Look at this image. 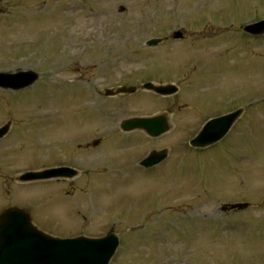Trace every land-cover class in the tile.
I'll use <instances>...</instances> for the list:
<instances>
[{
	"label": "rangeland",
	"instance_id": "obj_1",
	"mask_svg": "<svg viewBox=\"0 0 264 264\" xmlns=\"http://www.w3.org/2000/svg\"><path fill=\"white\" fill-rule=\"evenodd\" d=\"M263 16L264 0H0V70L40 73L31 87L0 90V125L4 116L14 124L0 141V210L28 201L24 189L30 207H39L37 224L51 234L98 236L113 229L121 246L109 264H264V35L251 39L241 30ZM177 30L184 39L170 38ZM152 37L166 40L144 47ZM156 78L178 80L179 91L160 99L104 94L117 83ZM243 93L251 104L235 101L249 110L240 120L245 125L235 123L210 150H184L176 168V160L151 170L136 167V149L152 143L139 131L111 138L108 129L112 141L101 136L108 150L109 141H124L107 151L120 168L111 170L110 163L103 170L101 162H91L105 156L104 147H90L89 156L77 152L99 118L96 108L105 123L93 127V137L120 115L167 109L176 126L161 146H170L169 158L176 159L175 139L196 131L184 123L193 119L180 112H205ZM74 135L78 140L70 142ZM70 159L75 164L69 166L89 172L32 186L2 181ZM29 162L32 167L24 164ZM35 188L39 192L30 194ZM54 189L55 196H43ZM225 201L248 207L222 213ZM131 226L139 228L128 231Z\"/></svg>",
	"mask_w": 264,
	"mask_h": 264
},
{
	"label": "water",
	"instance_id": "obj_2",
	"mask_svg": "<svg viewBox=\"0 0 264 264\" xmlns=\"http://www.w3.org/2000/svg\"><path fill=\"white\" fill-rule=\"evenodd\" d=\"M249 30L255 33L262 32V30ZM36 78L37 75L31 71L17 74L0 73V86L13 89L21 88L31 84ZM155 90L162 93L171 91H166L164 88ZM127 91L130 92L132 89ZM233 118L234 116H232ZM219 121L209 124L210 128L207 129V134H213L211 141L222 136L227 129L224 127L216 130L215 123ZM128 125H133V123H124V126ZM165 129H157L152 134H159ZM4 132L5 129H1L0 136ZM203 135L204 133L193 140L192 144L199 145V138ZM158 160H145L143 164L151 166ZM65 174L63 170L52 169L46 172L26 174L22 178H47ZM236 206L242 208L245 205H232L230 207L234 208ZM30 231V223L22 211L12 208L0 215V264H19L20 261H24L31 256H35V263L33 264H107L117 245V238L113 234L96 240L84 238L58 240L34 235ZM32 242L36 243V249L33 253H31L29 246Z\"/></svg>",
	"mask_w": 264,
	"mask_h": 264
}]
</instances>
